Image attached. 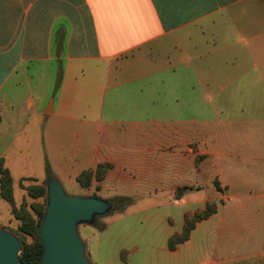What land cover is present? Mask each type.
I'll use <instances>...</instances> for the list:
<instances>
[{
  "label": "crops",
  "instance_id": "obj_1",
  "mask_svg": "<svg viewBox=\"0 0 264 264\" xmlns=\"http://www.w3.org/2000/svg\"><path fill=\"white\" fill-rule=\"evenodd\" d=\"M246 107L264 113V0H0V163L43 127L53 175L117 199L200 156L231 198L173 259L214 237L204 264H264V120Z\"/></svg>",
  "mask_w": 264,
  "mask_h": 264
},
{
  "label": "rangeland",
  "instance_id": "obj_2",
  "mask_svg": "<svg viewBox=\"0 0 264 264\" xmlns=\"http://www.w3.org/2000/svg\"><path fill=\"white\" fill-rule=\"evenodd\" d=\"M179 101L182 105L186 99L182 97L179 98ZM253 109L250 110L246 107L244 111H240L234 117L245 122L264 120L262 107ZM180 115L184 117L183 114ZM231 117L222 116L224 121ZM162 118L169 119L168 116H160V119ZM244 124H246L244 126L246 132L250 124ZM223 132L228 133L227 130L224 131V128H219L215 134L221 138L224 135ZM38 134L37 140L35 143L32 142L34 143L32 146L13 148L9 152L5 165L2 162L5 168L11 169L15 208L21 209L24 204L36 219H38V215L35 214L32 206L46 204L47 190L44 197L32 199L27 189L33 188L38 191L37 188L45 187V182L42 180L46 179L50 170L43 141V127L39 129ZM21 151H24L23 156L20 155ZM158 166L161 177L145 179L142 192L131 196L132 204L98 217L94 225L79 227V234L87 247V256L93 264L206 263L205 259H208L207 256L216 245L214 237L208 240L202 239L204 242H196L190 250L188 258H171L169 251L174 250H170L169 242L173 237L182 238L187 222L195 223L190 238L192 234L197 236L201 234L199 223L215 215L230 200L232 185H226L225 182L221 187L217 182L218 179L206 177L205 167L200 156L193 155L188 162L186 160V163L179 164L175 178L171 176L169 159ZM147 174L150 176V171ZM183 175H186L185 179ZM243 180L229 177L227 183H232L235 186V191L242 190ZM62 184L69 195H101L106 197L103 199L113 201L116 205L119 204L116 200L119 195L114 194L111 188L103 187L98 181L90 182L88 185L80 184V186L72 179L65 180ZM182 187L192 188V191L182 194L179 192L180 189L178 190ZM233 197H236V194ZM12 210V206L2 200L0 190V227L21 237L22 233L18 231L20 222ZM206 213H211L210 217L198 221L197 217L204 216ZM209 232L206 234L215 235L214 228L210 227ZM26 239L29 244H32V238L27 237ZM122 249L125 250L121 254Z\"/></svg>",
  "mask_w": 264,
  "mask_h": 264
},
{
  "label": "water",
  "instance_id": "obj_3",
  "mask_svg": "<svg viewBox=\"0 0 264 264\" xmlns=\"http://www.w3.org/2000/svg\"><path fill=\"white\" fill-rule=\"evenodd\" d=\"M47 202L39 227L43 264H93L79 234L81 225H94L107 215L113 202L98 196L69 195L51 174L46 179ZM24 244L15 233L0 227V264H25L20 257Z\"/></svg>",
  "mask_w": 264,
  "mask_h": 264
},
{
  "label": "trees",
  "instance_id": "obj_4",
  "mask_svg": "<svg viewBox=\"0 0 264 264\" xmlns=\"http://www.w3.org/2000/svg\"><path fill=\"white\" fill-rule=\"evenodd\" d=\"M109 165H101L98 168L97 171V179L102 177L104 173L109 169ZM51 171H48V175H51ZM91 173L85 172L80 177L78 182L83 185H88L91 182ZM87 181V183H86ZM38 191L34 190L33 188H28L27 192L29 196L32 199H38L41 197H44L46 195V182L45 187L43 188H37ZM0 190H1V198L2 200L7 201L13 208V214L15 215L16 219L20 222L18 231L22 233V236L20 237L23 244H24V253L21 255L20 259L25 264H43L42 261V254H43V247L40 242V236H39V227L42 222V218L45 212L46 204L43 206L41 205H35L32 206V209L34 210L35 214L38 215V219H36L26 208V206L23 204L21 206V209L15 208V199H14V193H13V179L9 173L8 170H5L3 168L2 163H0ZM187 191H192V188H180V193H184ZM179 193V194H180ZM181 194V195H182ZM118 205L114 204V210L121 209L124 206L130 205L133 203V200L131 198H117ZM47 202V200H46ZM211 213H206L204 216L197 217L198 221L206 220L208 217H210ZM195 228V223H186L182 238L176 239V237H173L169 242V248L170 250H175L177 245L183 244L190 238V233ZM27 237H30L33 239L32 244H29L27 242Z\"/></svg>",
  "mask_w": 264,
  "mask_h": 264
}]
</instances>
